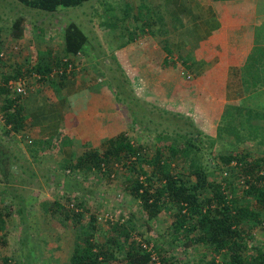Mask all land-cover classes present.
Returning a JSON list of instances; mask_svg holds the SVG:
<instances>
[{
  "label": "trees",
  "instance_id": "1",
  "mask_svg": "<svg viewBox=\"0 0 264 264\" xmlns=\"http://www.w3.org/2000/svg\"><path fill=\"white\" fill-rule=\"evenodd\" d=\"M14 1L31 9L53 13L59 7H78L90 0ZM26 26L22 16L16 17L10 26V38L14 41L22 39ZM38 31L41 33L42 29ZM62 42V53L66 60L52 56L49 51L22 67L16 62L8 64L4 61L6 58L0 57V112L5 122L0 130L3 136L20 133L25 128L24 96L10 90L8 83L33 74L40 76V81L54 82L53 77H50L54 70L61 71L55 76L64 78L68 59L84 50L88 37L78 25L71 22L64 26ZM3 46L0 35V50ZM119 79L114 77L119 89L116 94L120 96L117 99L123 105L126 101L132 103L128 90ZM241 79L245 93L252 94L257 86H264V47L256 45L253 48L243 66ZM136 101L140 103L136 99L134 103ZM135 107L143 109L138 104ZM160 115L159 119L164 117L169 125L159 127L163 133L158 135L153 148L136 144L126 132H120L99 147L85 150L80 156L74 153L62 156L59 167L64 173L68 171L74 176L86 178L92 175L100 180H109L115 167L121 165L128 174L124 191L137 203L147 229L150 230V224L159 215L167 214L170 222L163 242L168 249L153 245L147 251L143 243L132 237L134 233L139 234L132 216L127 220L107 219L106 228H101L96 213L90 211L84 200L71 195L63 199L56 195L52 201H42L39 209L52 222L73 229V246L67 264H179L175 255L170 254L174 245L183 251L194 247L206 248L212 256L210 262L205 264H264V251L253 246L254 252L249 253L247 241V238L253 240L250 235L252 228L264 224V149L258 156L243 150L240 153L219 155L215 157L216 166L212 170H209L208 162L206 165L202 163L201 157L205 139L208 155H213L210 151L218 140L236 144L254 141L264 147V133L260 126V121L264 122V111L227 104L215 137L205 139L200 137L201 132L192 127L188 118ZM146 118L144 113L131 109V125H139L146 130V124L151 121ZM180 121L183 126H180ZM155 132L158 130L155 129ZM68 143V139H64L61 148ZM26 146L34 161L47 153L53 156L60 153V147L49 142ZM12 152L11 148L0 144V180L4 185L0 202V264L15 263L2 257L1 251L6 246L12 214L16 213L25 225L22 219L26 206L19 187L24 188L31 183H24L23 172L18 174L17 161ZM232 164L233 181L221 180L220 174L216 178L214 171ZM130 173L134 175L130 176ZM240 184L243 185L241 191L237 188ZM144 241L149 245L146 239ZM27 252L16 264L35 263L33 256ZM153 253L156 260L152 259ZM52 257L46 264H59L58 259ZM216 257H221V261L216 262Z\"/></svg>",
  "mask_w": 264,
  "mask_h": 264
},
{
  "label": "crops",
  "instance_id": "2",
  "mask_svg": "<svg viewBox=\"0 0 264 264\" xmlns=\"http://www.w3.org/2000/svg\"><path fill=\"white\" fill-rule=\"evenodd\" d=\"M117 2L124 31L91 33L87 50L70 59L85 53L93 56L90 42L99 43L94 47L101 50L105 66L109 67L106 57L112 56L123 73L130 76L134 90L145 93V102L172 115L191 112L196 123L215 124V134L227 104L241 105L244 98L264 94V86H257L252 94L245 93L241 79L253 48L264 47V0H104L100 6L94 1V10L103 18H111ZM101 20L95 27L103 24ZM65 25L54 40L55 47L52 40L48 44L38 38V44L34 36L24 33L17 41L23 43L25 58L16 63L26 67L24 59L32 63L49 51L52 56H63ZM129 27L133 28L131 32L127 31ZM111 42L116 47H111ZM7 62L13 64L15 60ZM69 64L65 77L54 76V82L26 76L29 82L22 103L25 128L10 134L20 144L15 147L21 142L57 144L60 153L55 154L61 159L72 153L80 156L125 132L123 105L106 86L103 71L86 69V64ZM64 139L69 143L61 148ZM21 155L27 156L25 152ZM45 156L37 157L35 162ZM0 184L3 185L1 180ZM250 235L253 241L257 239L255 233ZM261 250L264 251V234Z\"/></svg>",
  "mask_w": 264,
  "mask_h": 264
},
{
  "label": "rangeland",
  "instance_id": "3",
  "mask_svg": "<svg viewBox=\"0 0 264 264\" xmlns=\"http://www.w3.org/2000/svg\"><path fill=\"white\" fill-rule=\"evenodd\" d=\"M94 1L98 2L99 6L104 2V0H91L78 7H59L55 12L48 13L25 7L14 0H0V35L4 44L0 52L5 51L6 53L4 56L6 59L3 58L4 61H7V59H13L16 62L17 60L23 61L22 58H25L21 47L23 43L20 41V44L9 36L12 21L18 16H22L25 20L27 26L25 27L24 33L26 35L34 36L35 42H37L36 40L38 38L40 41L42 39L43 42L46 40L45 42L48 44L50 43V40H52L54 47L56 43L54 40L61 35L62 26L71 22L78 25L85 35L90 38L95 32L102 33V31H108L117 34L119 30L124 31L125 26H123L122 22L120 23L119 12L117 11L118 2L114 5L115 8L113 7V10L111 11L114 16L107 19L106 17L103 18L100 12L94 10ZM100 19H103L101 20L103 24L95 27L96 22L100 21ZM90 20L93 21L92 24L90 23ZM40 28L42 29L41 33L38 32ZM132 30V27L127 29L128 32H131ZM111 37H114V35L112 34ZM48 38L50 39L47 40ZM37 43L40 44V42ZM90 44L94 48L93 56L85 53L83 57L80 56L78 58L68 59V63L76 62L77 65L86 64V69L89 68L91 70L90 67H95L98 72L102 70L103 74H101V77L104 79L106 86H108L114 98H116V96L120 98V96L116 94L119 89L117 88L118 83L114 80V77L116 76L117 78H120V83L128 90L129 93L127 94H129L130 98L133 100L132 103H127L128 101H126L125 105L122 104L125 111V132L136 144L153 148L156 145L158 135L163 133L161 132L162 128L159 127L161 125V127H163V125H169L168 121H164V117L159 119V116H161L160 114L169 116L168 112H164L162 110L163 108L156 107L153 104L147 103V101L145 102L143 99L145 93L143 94L140 93L143 91L136 92L134 90L130 76H126L121 68V71H119V73L117 72V61L113 59L112 56L106 57L109 62V67L107 68L103 63L105 59L102 58L101 50L94 47L95 45H99V43L97 44L91 40ZM88 45L89 44H86L84 50H87L89 47ZM13 46H16L18 50L13 51ZM110 46L116 47V43L111 42ZM112 51L113 50H111V53ZM58 57L66 60V57L62 55ZM24 61H26L24 63L28 64L27 62H29L30 59H24ZM107 69H109V72H107ZM259 96L261 97L258 98L256 96H251L248 99L244 98L245 101L243 99V101L239 103L243 107H252L255 110L264 111L263 92H261ZM135 99L139 100L140 103H137V101L134 103ZM137 104L142 106L143 109H137L135 107ZM131 109L147 115L146 119L151 120L150 123L146 124L148 125V129L145 130L139 125L135 126L130 124ZM191 114V112H189V115L185 112V115L181 114L179 116L188 118L192 122V127L201 132V138H214L215 124L208 125L202 121L196 123L197 118L194 115L191 116ZM197 117L199 118V116ZM203 121L205 120L203 119ZM260 123L262 133H264V122L260 121ZM180 126H183L181 121ZM155 129H157L158 132H155ZM12 136L13 135L8 137L3 136L0 130V144L13 150L12 153L17 161L16 167L18 174H22L23 172L22 178L24 183H31L28 184L30 186H23L24 188L19 187L20 196L22 200H24V205L26 206L25 217L22 219L24 220L25 225L16 213L12 214L10 226L7 229L5 239L6 246L3 247L1 251L2 257L8 258L16 264L18 263V260H21L24 253L28 251L33 256V261L35 263L30 259L29 261L34 264H46V261L49 260L50 256H53L52 258L54 259L57 258L59 264H67L73 246V229L70 226H62L56 221L52 222L49 217L44 216L39 209V204L42 201H52L56 195L61 196L63 199L67 195H71L84 200L90 211L96 213L97 221L101 228H106L107 219L116 221L117 219L122 218L127 220L129 216H132L134 218L135 229L139 232V234H132L134 239L139 240L143 244H146V241H144V239H146L151 247L153 245L158 247L162 245L161 247L165 248V250L168 249L167 244L163 242L164 239L166 240L165 234L170 222L167 214L163 213L159 215L158 218L150 224V230L147 229L137 203L124 191L126 184L125 179L128 177V174L122 170L121 165L115 167L114 174L109 180H100L92 175L86 178L79 175L74 176L70 172L65 171L64 173V171L60 169L59 155L53 156L48 154L38 162L33 161L28 154L27 147H25L26 144L21 142V146L15 147L20 144L18 139L16 140L12 138ZM207 145L208 143L205 139L202 144L201 157L203 164L206 165V162L209 163V170H212L214 166H216L215 157H218L219 155H226L231 152L240 153L242 152L241 150H243L244 152L248 151L254 156H258L261 150L264 149L263 146H259L254 141H245L236 144L218 140L210 151L213 155H208L209 151ZM22 152H25L27 156L22 157ZM233 168L234 164L229 167H220V170L213 171L216 178L220 174L221 180L226 179L227 181H233ZM146 169L150 170L148 168ZM130 174V176L134 175V173ZM237 188L241 191L243 185L240 184ZM3 189L4 185L0 184V202H2L3 199V196L1 195ZM240 191H238V194ZM251 232L256 234L257 239L251 241L247 238L249 253L254 252L253 246L261 249L264 225L252 228ZM48 247L50 249H48ZM170 251V254L175 255L178 259L179 264H205L206 262H210L212 256L209 250L203 247H194L188 251H183L181 248L174 245V249ZM50 252H52V254H50ZM220 261L221 257H216V262Z\"/></svg>",
  "mask_w": 264,
  "mask_h": 264
},
{
  "label": "built area",
  "instance_id": "4",
  "mask_svg": "<svg viewBox=\"0 0 264 264\" xmlns=\"http://www.w3.org/2000/svg\"><path fill=\"white\" fill-rule=\"evenodd\" d=\"M12 50L13 51H17L18 48L16 46H13L12 47ZM5 51H1L0 52V57H3L5 56ZM70 64L68 65V69L70 68ZM55 74H61V71H57V70H54L52 73H51V76L50 77H54ZM31 79H35V80H39L40 79V76L38 75H35L33 74ZM27 82H29L28 78L27 77H20L18 78L17 80L15 81H10L8 83V87L10 88V90H12L13 92L16 91V94H20L22 96H25L27 94ZM5 122H4V117H3V114L0 112V125H4ZM7 128H9V126H7ZM143 247L147 250V251H150L151 250V246L150 245H146V244H143ZM152 259L153 260H156V256L154 255V253L152 254Z\"/></svg>",
  "mask_w": 264,
  "mask_h": 264
}]
</instances>
